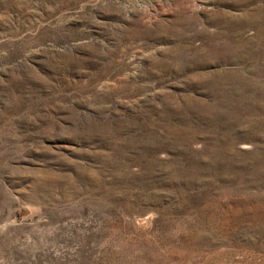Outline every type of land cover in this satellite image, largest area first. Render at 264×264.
Segmentation results:
<instances>
[{"label": "rangeland", "instance_id": "1", "mask_svg": "<svg viewBox=\"0 0 264 264\" xmlns=\"http://www.w3.org/2000/svg\"><path fill=\"white\" fill-rule=\"evenodd\" d=\"M0 264H264V0H0Z\"/></svg>", "mask_w": 264, "mask_h": 264}]
</instances>
